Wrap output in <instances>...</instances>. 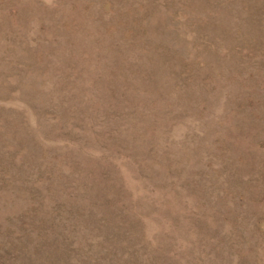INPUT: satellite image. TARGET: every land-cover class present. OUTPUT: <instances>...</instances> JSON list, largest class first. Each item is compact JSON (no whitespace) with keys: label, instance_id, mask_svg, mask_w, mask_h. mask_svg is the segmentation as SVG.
<instances>
[{"label":"rangeland","instance_id":"1","mask_svg":"<svg viewBox=\"0 0 264 264\" xmlns=\"http://www.w3.org/2000/svg\"><path fill=\"white\" fill-rule=\"evenodd\" d=\"M0 264H264V0H0Z\"/></svg>","mask_w":264,"mask_h":264}]
</instances>
